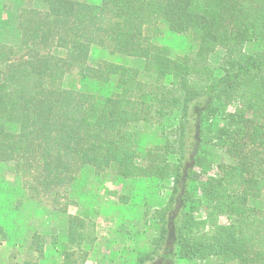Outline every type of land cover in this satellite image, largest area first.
Returning <instances> with one entry per match:
<instances>
[{
	"label": "trees",
	"instance_id": "obj_1",
	"mask_svg": "<svg viewBox=\"0 0 264 264\" xmlns=\"http://www.w3.org/2000/svg\"><path fill=\"white\" fill-rule=\"evenodd\" d=\"M162 26L191 35L196 49L158 45ZM16 29L17 45L0 41V164L13 167L17 205L66 221L62 232L31 231L8 264H41L48 249L58 264L87 263L95 226L68 212L84 169L170 184L165 203L146 211L155 234L135 264H264V46L245 51L264 43V0H24ZM95 48L141 66L90 64ZM218 49L225 55L213 66ZM72 72L83 87L64 86ZM221 102L237 104L222 113ZM219 115L224 123L208 133ZM170 119L140 153L135 126ZM207 144L220 157L203 171Z\"/></svg>",
	"mask_w": 264,
	"mask_h": 264
},
{
	"label": "rangeland",
	"instance_id": "obj_2",
	"mask_svg": "<svg viewBox=\"0 0 264 264\" xmlns=\"http://www.w3.org/2000/svg\"><path fill=\"white\" fill-rule=\"evenodd\" d=\"M23 1L0 0V41L17 45L16 16ZM162 29L163 34L156 40L158 45H167L173 53L196 49L197 43L191 35L176 34L163 26ZM263 46V42L249 43L245 51L252 53ZM224 55L225 51L218 49L209 56L208 61L211 65L218 66L222 63ZM101 60L114 61L130 67L141 66L138 60L132 58L110 57L104 49L92 50L89 63L95 64ZM64 86L75 90L83 87L84 82L75 72H72L64 79ZM236 104V102L230 104L221 102L218 103V107L222 113H228L234 111ZM223 123L224 120L220 118V115L212 118L205 125L206 131L209 133ZM172 125V119L161 125L145 122L137 124L135 126L136 143L140 153L144 155L147 147L159 143V134L167 132ZM192 144L191 134L189 149ZM202 150L200 168L206 171L214 166L220 155L211 144L204 145ZM169 185L166 182L149 179L126 181L114 175L112 171L96 176L91 169H84L74 187L75 204L69 208L68 212L91 221L95 226L99 243H96L87 264H135L137 249L144 250V245H140V237H146L143 234V225L147 220L146 211L149 208H160L165 203ZM194 195L197 196V194ZM22 199L24 195L15 178L12 165L0 164V226L6 234L4 239L0 238V246L7 245L9 250H12L13 245L24 244L30 236L29 233L35 229L55 226L62 232L60 227L66 215L40 209L28 201L17 205L16 202ZM261 202L264 205V192ZM189 211L197 217L202 215L196 205L191 206ZM41 264H58L53 249L46 251Z\"/></svg>",
	"mask_w": 264,
	"mask_h": 264
},
{
	"label": "crops",
	"instance_id": "obj_3",
	"mask_svg": "<svg viewBox=\"0 0 264 264\" xmlns=\"http://www.w3.org/2000/svg\"><path fill=\"white\" fill-rule=\"evenodd\" d=\"M123 180L131 181V180H127V179H123ZM169 187H170V185H169ZM168 195H169V190H166V196L168 197ZM146 218H147L146 224L143 225L144 226L143 227L144 228V233L143 234L146 237L145 238L144 237H140V245H142V244L144 245V250H141V248L137 249L136 257L144 256L145 254H147L150 251V249H151V240H152V238H153V236L155 234V221H154V219H152L150 217L149 218L146 217ZM65 221H66V218L62 222V225L65 223ZM147 221H148V224H147ZM96 243H99L98 239H97ZM10 251L11 250L8 249L7 245H5V246L1 245L0 246V264H8V257H9V252ZM88 260H89V258H88Z\"/></svg>",
	"mask_w": 264,
	"mask_h": 264
}]
</instances>
